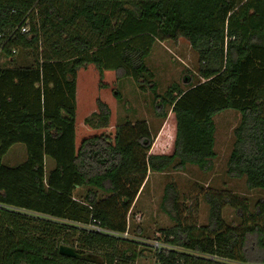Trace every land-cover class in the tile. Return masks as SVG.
Segmentation results:
<instances>
[{
	"label": "trees",
	"instance_id": "obj_1",
	"mask_svg": "<svg viewBox=\"0 0 264 264\" xmlns=\"http://www.w3.org/2000/svg\"><path fill=\"white\" fill-rule=\"evenodd\" d=\"M179 37L196 53L202 81L192 76L160 94L145 58L155 41ZM16 50L34 60L0 66V264H133L143 242L120 234L148 173L210 170L213 117L223 110L240 115L226 174L264 190V0H0V54L13 63ZM89 65L99 83L113 71L151 92L157 116L170 113L168 151L159 150L163 130L154 142L146 120H125L113 138L94 134L76 145L77 73ZM95 106L83 122L106 128L111 110L99 98ZM16 143L26 160L3 165ZM77 187L87 188L84 195H74ZM205 200L203 226L183 224L173 200L175 225L158 238L164 246L154 248L156 264H264V198L253 211L227 191L206 192ZM226 205L239 214V227L223 220ZM60 245L90 258L61 255Z\"/></svg>",
	"mask_w": 264,
	"mask_h": 264
},
{
	"label": "rangeland",
	"instance_id": "obj_2",
	"mask_svg": "<svg viewBox=\"0 0 264 264\" xmlns=\"http://www.w3.org/2000/svg\"><path fill=\"white\" fill-rule=\"evenodd\" d=\"M14 59L11 63L9 58L0 54V66H30L34 60L29 50H16ZM145 64L153 72V82L160 94H163L172 83L184 87L192 76H194L193 83L202 81L198 75L197 55L184 37L174 41H155L149 55L145 58ZM100 83L102 86H99ZM100 83L98 72L93 65L78 71L76 119L79 136L87 135L85 131H82L86 129L83 120L95 111V100L99 98L109 106L112 123H109L106 128L90 130L89 135L101 133L113 138L115 126L118 123L125 120L131 123L146 120L152 132L157 133L154 142L163 130L159 150L166 152L170 149L173 135L172 126L168 121L170 113L168 112L167 119L157 116L153 97L148 89L141 91L131 77L116 79L113 71H105ZM117 92L120 93V99L116 98ZM167 109L166 107L165 110L168 111ZM239 117L238 111L234 109L223 110L214 115L216 157L211 162L210 170L203 171L194 165H187L182 170L167 169L163 172H149L142 194L137 196L127 214V238H135L143 242L136 247L135 252L138 256L133 264H156L153 244L158 241V238H164V230L175 225L172 219V216L176 215L173 200L177 204V217L183 224L203 226L209 219V205L205 200L206 192L226 193L227 191L244 199L249 211L254 210L257 200L264 198L263 189H249L246 187L244 178H233L226 174L227 156L233 143V128L237 125ZM25 160L24 144L16 143L3 155L1 163L8 167H15ZM53 165L52 160L47 159L46 169ZM167 185H171L170 199L163 201ZM82 193L84 191L79 190L74 195L78 197ZM221 216L229 226L239 227L241 224L239 214L231 206H224ZM128 247L127 244H121L120 249ZM253 248H249L248 255L251 258L253 254L258 253Z\"/></svg>",
	"mask_w": 264,
	"mask_h": 264
},
{
	"label": "crops",
	"instance_id": "obj_3",
	"mask_svg": "<svg viewBox=\"0 0 264 264\" xmlns=\"http://www.w3.org/2000/svg\"><path fill=\"white\" fill-rule=\"evenodd\" d=\"M77 74H78V73H77ZM76 111H77V81H76ZM93 112H94V111H93ZM109 123H110V124L112 123V121H110V119H109ZM83 124H84V123H83ZM84 126H86V129L84 128V130H82V131H85L87 135L81 137V136H79V134H78V120L76 119V137H75V143H76L77 146L79 145V143H80V141H81L82 138H84V137H88V136H91V135H89V131H90V130H91V131H92V130H96V129H92V128H90L89 126H87V125H85V124H84ZM87 130H88V133H87ZM156 134H157V133H156ZM92 135H94V134H92ZM149 175H150V173H148V175H147V180L145 181V184H146L147 181H148ZM145 184L143 185V187H141V189H140V191H139V194H138L137 196H140V195L142 194L143 189H144V187H145ZM79 190H80V191L83 190L84 193H85L86 190H87V188H86V187H77L74 193H76V191H79ZM84 193H82L81 195H84ZM138 198H139V197H138Z\"/></svg>",
	"mask_w": 264,
	"mask_h": 264
},
{
	"label": "water",
	"instance_id": "obj_4",
	"mask_svg": "<svg viewBox=\"0 0 264 264\" xmlns=\"http://www.w3.org/2000/svg\"><path fill=\"white\" fill-rule=\"evenodd\" d=\"M59 253L61 255L67 256V257H72V258H85V259H89L90 255H80L78 254L74 248L70 247V246H66V245H60L59 246Z\"/></svg>",
	"mask_w": 264,
	"mask_h": 264
},
{
	"label": "built area",
	"instance_id": "obj_5",
	"mask_svg": "<svg viewBox=\"0 0 264 264\" xmlns=\"http://www.w3.org/2000/svg\"><path fill=\"white\" fill-rule=\"evenodd\" d=\"M21 31H22V32H26V31H27V28H26V27H22ZM87 228H89V229H91V230H94V231H96V232H107V231L101 229V228H100L99 226H97V225H92V224H91V225L87 226ZM112 234L117 235V234H115V233H112ZM127 235H128L127 230H126L125 232H123L122 234H120V236L123 237V238H127ZM163 246H164V245H163V244H160V242H158V241H155V243L153 244V247H154L155 249H160V248L163 247ZM157 264H160V263H157Z\"/></svg>",
	"mask_w": 264,
	"mask_h": 264
}]
</instances>
